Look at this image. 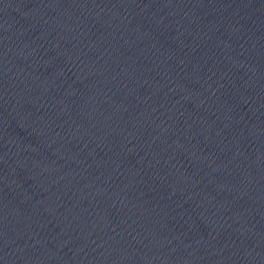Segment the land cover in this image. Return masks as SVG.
<instances>
[{
	"label": "water",
	"instance_id": "1",
	"mask_svg": "<svg viewBox=\"0 0 264 264\" xmlns=\"http://www.w3.org/2000/svg\"><path fill=\"white\" fill-rule=\"evenodd\" d=\"M0 264H264V0H0Z\"/></svg>",
	"mask_w": 264,
	"mask_h": 264
}]
</instances>
